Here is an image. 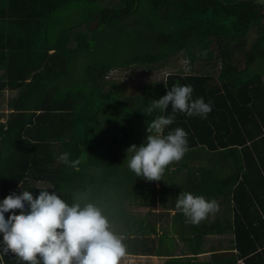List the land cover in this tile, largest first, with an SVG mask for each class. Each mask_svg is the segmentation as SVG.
Returning a JSON list of instances; mask_svg holds the SVG:
<instances>
[{
  "label": "trees",
  "instance_id": "obj_1",
  "mask_svg": "<svg viewBox=\"0 0 264 264\" xmlns=\"http://www.w3.org/2000/svg\"><path fill=\"white\" fill-rule=\"evenodd\" d=\"M177 54L190 71H168L131 97L104 78L136 65L162 70ZM263 77L264 0H0V91H19L0 122V202L24 190L37 198L40 189L25 184L47 182L69 204L75 197L101 206L127 254L159 255L160 243L144 240L154 227L127 210L142 185L127 166V149L145 142L153 119L172 114L169 105L145 115L153 100L173 85H191L193 99L210 101L212 111L206 119L176 113L164 134L185 130L188 151L161 181L173 182L189 154H204L206 165L188 169L185 183L193 195L222 196L232 214L197 225L182 214L180 238L192 254H210L200 264H264ZM65 152L81 163L60 162ZM208 233L229 236L203 239ZM191 261L168 262L197 264ZM0 264L20 262L9 252Z\"/></svg>",
  "mask_w": 264,
  "mask_h": 264
},
{
  "label": "clouds",
  "instance_id": "obj_2",
  "mask_svg": "<svg viewBox=\"0 0 264 264\" xmlns=\"http://www.w3.org/2000/svg\"><path fill=\"white\" fill-rule=\"evenodd\" d=\"M193 91L191 85H173L166 95L153 100L143 112L151 115L157 109L163 113L169 105L172 108L171 115L157 116L147 124L143 144H133L127 149V166L136 177L159 181L166 168L179 162L188 151L185 130L176 128L167 135L164 133L174 122L177 112L206 119L212 111L210 101L206 103L203 97L193 99ZM69 157L65 152L58 160L72 168L81 163V159ZM39 189L37 198L24 190L0 202V233L3 234L0 258L11 252L20 264H121L127 255L124 237L114 230L101 206L75 197L69 204L56 192L50 194L49 188ZM175 207L186 217V222L193 225L219 211L215 199L189 192L180 193ZM16 210L19 214H15ZM8 212L12 214L5 219Z\"/></svg>",
  "mask_w": 264,
  "mask_h": 264
},
{
  "label": "rangeland",
  "instance_id": "obj_3",
  "mask_svg": "<svg viewBox=\"0 0 264 264\" xmlns=\"http://www.w3.org/2000/svg\"><path fill=\"white\" fill-rule=\"evenodd\" d=\"M104 1V0H103ZM116 4V3H115ZM114 4V5H115ZM113 5V4H112ZM116 6H119V4H117ZM92 23H94L93 21L89 22V27H91ZM81 28H83V26H80ZM254 31H250L248 34V40L246 42V48L250 45V43L252 42V40H254V36H253ZM74 44L73 41H70V45ZM169 62L166 63V65H164L163 67H161L160 69L162 70H156V69H149L148 67H141V66H129L126 67L124 69H111L110 71H108L106 73V76L104 77L106 81H111L115 84V86H117L118 88L121 89V91H123V93L125 95L128 96H133L134 94H136L138 92V90L145 84H151V82H160L162 80H164V75L165 73H167L168 71H176V70H182L183 72H187L190 71V67L188 64V60L185 59L183 56H181L180 54L177 55H173L169 58ZM194 67H197L196 65H194ZM264 80V77H263ZM110 85H108L107 83L103 84V89L107 90L109 88ZM19 91L18 89H12L9 87H5L2 91H0V122H4L6 119V115L7 112L9 111V106L8 104L10 103V101L15 98L18 95ZM131 155V154H130ZM190 154L188 155V157H186L184 159L185 162V166L178 171H174V178H172L171 180H173V183H175L174 185H176L179 189V191L182 192V190L179 187H183V185L185 184V177L188 174V169H192L195 168L197 169V167H202L205 166L207 163V157L204 156L203 157H198V158H194V159H190ZM183 159V158H182ZM179 162L173 163L171 164L172 166H176ZM198 170V169H197ZM28 184H25L28 187H32L34 189L36 188H49L50 187V183L47 182H40V181H32V180H28ZM169 181V180H168ZM188 182H186L187 185ZM24 184H22L21 186H23ZM30 185V186H29ZM174 186V189H177V187ZM174 192V191H172ZM22 193V191H21ZM171 197V196H170ZM219 199V198H218ZM129 201H132L131 205L127 206V210H130L133 214H135V216L139 217V219L142 220H146L148 221L150 219V216L148 214H146L145 209L147 208H142L141 212L139 209V205H137L134 202L133 198H130ZM222 209V213H227L228 210L224 208V205L219 206V209ZM145 213V214H143ZM216 215V213L214 214H210L209 216H213ZM208 220V219H207ZM221 220V219H220ZM163 224L159 223L158 221L155 223V228L157 230V233L159 235L156 234H148L145 236L144 240L147 241V243L149 245H156V242L158 240V242L160 243L161 246L166 245V243H168V241H171V238L173 237V235H171V232H169L168 230L169 227H162ZM168 231V234L165 235V233ZM171 231V230H170ZM164 234L165 237L162 235ZM205 238V237H204ZM149 239V240H148ZM150 239H152V243H150ZM206 239H211L216 241L218 239V237H213L212 236H206ZM173 241H175L177 243V245H182V242L180 241V238L178 236H175L172 238ZM202 254V256L199 257H204L206 258V260H208L210 258V254L206 255ZM158 257V256H157ZM132 259H135L134 261H139V258H134L131 257ZM126 260V259H125ZM149 259L147 258V261ZM156 260L157 263H162L163 259L162 257H158ZM123 259L121 260V264L123 263ZM147 263V262H146Z\"/></svg>",
  "mask_w": 264,
  "mask_h": 264
},
{
  "label": "crops",
  "instance_id": "obj_4",
  "mask_svg": "<svg viewBox=\"0 0 264 264\" xmlns=\"http://www.w3.org/2000/svg\"><path fill=\"white\" fill-rule=\"evenodd\" d=\"M198 173H196L195 171V175L197 176ZM187 178V176H186ZM186 178L185 181H186ZM141 184L137 186V188H139V192L137 191V194L133 196L134 201H139V203L137 205H139V209L140 212L142 210V208H147L145 209V213L148 214L150 216L149 222L150 224L154 227L155 232H150L149 234H156L159 235L157 233V230L155 228V223L158 221L159 223H162L163 226L162 227H169L168 230L169 232H171V235H173V237L178 236L180 238V236L183 234V225L181 224V220L180 216L183 214L182 212H180L179 210L176 209L175 205H176V201H177V197L180 195L181 191H179L178 187L176 185H174L175 183L168 181L167 183H163L161 180L159 181H147L146 179H143V177L141 178ZM188 182V181H187ZM136 184V182H135ZM174 186L177 187V189H174ZM184 186H187L184 187ZM184 187V188H183ZM183 187H179L183 192H189L190 191V184L186 185V183L183 185ZM148 190L150 191L149 193H151V196L147 197L146 195H144V192ZM185 190V191H184ZM174 191V192H172ZM193 192V191H192ZM194 194V193H192ZM195 195L200 196L201 193H195ZM171 196V197H170ZM219 199L216 198V201H219L218 204L219 206L224 205V208L228 210L227 213H222V209L220 208L219 211L216 212V215L213 216H208L206 219L202 220L205 222H210L212 220L215 219H221L223 220L224 216H231L232 212H231V208L227 206V204L225 205L224 203H226V200L222 197L219 196ZM231 205V204H230ZM143 213V214H145ZM145 214V215H146ZM136 219H138L139 217L135 216ZM208 219V220H207ZM186 220V218H185ZM168 231L165 233V235L168 234ZM164 237L165 235L162 234ZM213 237H228L229 234L226 233H222V234H204L203 239H206V236H212ZM172 237V238H173ZM205 237V238H204ZM171 238L168 241V243H166V245H159L162 249V252H160L159 255H142V254H138V255H134V254H127L124 258H123V263L122 264H160L157 263L158 260H156L158 257H162L163 261L161 264H174L173 262H168L171 258H179V259H184L185 257H189L191 260V262H196L197 264L200 263H204L208 260H206V258L204 257H199L202 256V254L209 255V253L207 252H203L201 254H197L194 255L192 254V249L190 248L189 244L184 242V240H182L180 238V241L182 242V245H177V243L175 241H173ZM158 243V240L156 242V245ZM224 245V244H223ZM203 248H200L199 251H203V250H208L207 245H204ZM221 247V246H220ZM166 252V255H164ZM203 255V256H206ZM158 256V257H157ZM131 257L134 258H139V261H134L135 259H132ZM147 258L149 259L147 261ZM126 259V260H125ZM200 261V262H198ZM147 262V263H146Z\"/></svg>",
  "mask_w": 264,
  "mask_h": 264
},
{
  "label": "built area",
  "instance_id": "obj_5",
  "mask_svg": "<svg viewBox=\"0 0 264 264\" xmlns=\"http://www.w3.org/2000/svg\"><path fill=\"white\" fill-rule=\"evenodd\" d=\"M238 264H242V261L240 259L238 260Z\"/></svg>",
  "mask_w": 264,
  "mask_h": 264
}]
</instances>
